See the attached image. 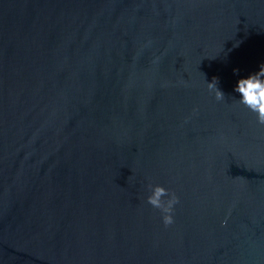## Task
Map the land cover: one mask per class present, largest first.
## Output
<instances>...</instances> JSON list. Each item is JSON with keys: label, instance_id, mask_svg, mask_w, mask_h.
Wrapping results in <instances>:
<instances>
[{"label": "water", "instance_id": "1", "mask_svg": "<svg viewBox=\"0 0 264 264\" xmlns=\"http://www.w3.org/2000/svg\"><path fill=\"white\" fill-rule=\"evenodd\" d=\"M261 64L264 0H0V264H264Z\"/></svg>", "mask_w": 264, "mask_h": 264}, {"label": "clouds", "instance_id": "2", "mask_svg": "<svg viewBox=\"0 0 264 264\" xmlns=\"http://www.w3.org/2000/svg\"><path fill=\"white\" fill-rule=\"evenodd\" d=\"M208 88L215 93L217 100L225 99V93L218 87L216 79L208 82ZM235 92L240 94V99L234 98V100L254 112L258 123L264 125V64H261L259 71L240 78ZM148 187L151 190V194L147 197L148 203L161 211L165 225H171L174 222L172 211L178 203V197L163 185L150 184Z\"/></svg>", "mask_w": 264, "mask_h": 264}]
</instances>
